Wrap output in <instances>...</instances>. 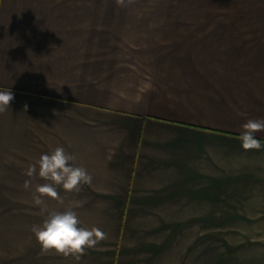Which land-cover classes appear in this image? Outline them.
<instances>
[{"label":"crops","instance_id":"1","mask_svg":"<svg viewBox=\"0 0 264 264\" xmlns=\"http://www.w3.org/2000/svg\"><path fill=\"white\" fill-rule=\"evenodd\" d=\"M163 2L0 0V264H264V149L238 139L264 119V0ZM56 147L92 181L47 209L107 233L79 261L31 231L25 172Z\"/></svg>","mask_w":264,"mask_h":264},{"label":"clouds","instance_id":"2","mask_svg":"<svg viewBox=\"0 0 264 264\" xmlns=\"http://www.w3.org/2000/svg\"><path fill=\"white\" fill-rule=\"evenodd\" d=\"M118 5H123L124 0H116ZM14 95L10 90H0V113L8 110ZM25 111L27 105L24 106ZM264 131V119H248L242 125L238 137L244 150H261L264 144L256 138V133ZM76 157L65 151L63 147H56L49 154H43L35 164L28 166L25 175L33 177L37 174L45 181L38 184L33 194V203L46 212V218L41 225H33L31 231L41 247L42 254L54 252L64 257H73L79 261L86 254L87 249L95 248L101 241L107 239V233L93 227H82L77 213L72 210L81 207L82 202L74 201L72 206L65 211H49L44 198L60 201L57 186H62L66 192H79L81 186L90 184L92 176L83 167L73 165ZM31 180H26L24 187L27 189Z\"/></svg>","mask_w":264,"mask_h":264},{"label":"rangeland","instance_id":"3","mask_svg":"<svg viewBox=\"0 0 264 264\" xmlns=\"http://www.w3.org/2000/svg\"><path fill=\"white\" fill-rule=\"evenodd\" d=\"M162 1V0H161ZM148 7L149 10H189V11H207L216 12L217 11V0H164L161 4L150 3L149 5H144ZM204 8V9H203ZM209 23V26H216L217 20H189V26H198L199 24ZM192 246V245H190Z\"/></svg>","mask_w":264,"mask_h":264}]
</instances>
